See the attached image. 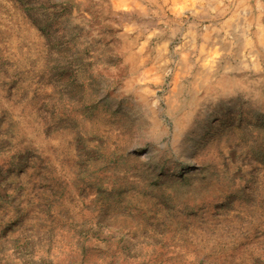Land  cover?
Returning <instances> with one entry per match:
<instances>
[{"label": "rangeland", "instance_id": "rangeland-1", "mask_svg": "<svg viewBox=\"0 0 264 264\" xmlns=\"http://www.w3.org/2000/svg\"><path fill=\"white\" fill-rule=\"evenodd\" d=\"M0 264H264V0H0Z\"/></svg>", "mask_w": 264, "mask_h": 264}, {"label": "bare ground", "instance_id": "bare-ground-1", "mask_svg": "<svg viewBox=\"0 0 264 264\" xmlns=\"http://www.w3.org/2000/svg\"><path fill=\"white\" fill-rule=\"evenodd\" d=\"M220 83V82H219Z\"/></svg>", "mask_w": 264, "mask_h": 264}]
</instances>
